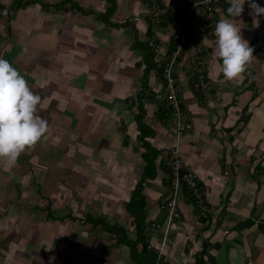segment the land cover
I'll list each match as a JSON object with an SVG mask.
<instances>
[{"label":"crops","instance_id":"obj_1","mask_svg":"<svg viewBox=\"0 0 264 264\" xmlns=\"http://www.w3.org/2000/svg\"><path fill=\"white\" fill-rule=\"evenodd\" d=\"M145 1L0 0L11 9L0 21V56L41 95L38 111L49 121L14 163L0 160V264H146L161 246L162 233H154L140 253L129 233L135 223L126 204L145 166L135 100L144 91L143 121L153 132L145 139L160 151L155 176L143 183L144 224L163 223L169 177L160 157L171 125L168 106L154 98L161 78L150 70L143 85V44L152 38L160 56L168 53L183 7L160 24L135 22ZM157 1L168 9L175 0ZM229 6L218 7L217 20L231 18L254 47L246 70L226 79L207 31L195 40L200 68L185 51L174 69L193 124L180 145L183 169L197 175L213 214L198 219L183 192L159 264H264V14H250L246 0L243 13L229 17ZM199 73L210 91L195 87Z\"/></svg>","mask_w":264,"mask_h":264},{"label":"built area","instance_id":"obj_2","mask_svg":"<svg viewBox=\"0 0 264 264\" xmlns=\"http://www.w3.org/2000/svg\"><path fill=\"white\" fill-rule=\"evenodd\" d=\"M229 0H184L182 3L173 1L168 9H162L157 0H146L143 10L133 16V20L138 22L141 18L152 25L160 24L163 15L170 11L177 10V6L182 4V9L178 11V15L182 20V24L173 36V49L170 53L166 52L163 56L162 45L154 39L147 41L148 47L158 57L155 59L153 74L161 78L160 89L154 95L158 102H164L169 109L170 129L166 135L171 144L166 147L165 152L160 157L161 166L167 171L170 178L168 195L163 199L160 209L165 212L166 218L163 223L155 221L143 225V235L151 236L154 233H162L161 246L156 249V263L159 264L163 257L164 245L169 238V230L171 224L181 219V211L179 210L178 197L182 194L184 185L190 190L192 204L198 219L207 220L213 214L208 204L206 192L202 185L199 184L197 175L192 171H183V159L180 152V145L183 136L193 129L190 116L183 111L182 94L177 87L174 69L177 62L185 51L190 54L193 67L198 70L200 68V57L203 53L202 46L197 43L199 33L208 32L215 35V26L217 23V8L220 5L228 4ZM11 14L8 6H0V21L7 18ZM205 75L199 73V82L202 89L210 91L212 82L204 80ZM129 233L137 234L136 227H131ZM150 247V246H149Z\"/></svg>","mask_w":264,"mask_h":264},{"label":"clouds","instance_id":"obj_3","mask_svg":"<svg viewBox=\"0 0 264 264\" xmlns=\"http://www.w3.org/2000/svg\"><path fill=\"white\" fill-rule=\"evenodd\" d=\"M253 13L264 14L257 0H247ZM246 0H229V17L244 11ZM231 18L220 19L215 26V57L226 79L239 77L253 58L254 47L244 38ZM42 97L34 92L26 77L8 59L0 56V160L14 163L30 146L47 133L49 121L39 114Z\"/></svg>","mask_w":264,"mask_h":264},{"label":"trees","instance_id":"obj_4","mask_svg":"<svg viewBox=\"0 0 264 264\" xmlns=\"http://www.w3.org/2000/svg\"><path fill=\"white\" fill-rule=\"evenodd\" d=\"M103 18V17H101ZM170 21H173L174 18H169ZM143 48L145 50V59L147 61L146 63V68L143 74V85L145 86V89L147 88L146 85V80L148 78V74L150 72V70L153 72L154 66H155V60H154V56L155 53L148 47L147 43L143 44ZM173 49V46L171 47L170 51ZM169 51V53H170ZM175 73V72H174ZM154 75V74H153ZM175 76V74H174ZM143 95H144V91H141L137 94V100H135L136 102V106H137V110L138 113L136 115V120H137V125L138 128L140 130V134H139V139L141 141L142 147L145 149V151L141 154L143 161L145 163L144 166V172L141 176V178L138 180V182L135 185V188L133 190V194L129 200V202L126 204V209L127 212L130 214L131 217H133L134 223H135V227L137 230V239H139V242L142 244V249L140 251V253H144L143 251L147 249L148 244L147 241L145 239V236L143 235V225L145 222V197L142 193L143 187H144V182L146 181V179H152L155 176V160L157 159V157L160 155V151L157 150L155 147H153L149 141H147L145 139L146 136H149V133H151L150 135H152V131L148 130V126L144 123V117H145V110L143 108L142 105V99H143ZM162 104H165L164 102H160ZM167 108V106H166ZM167 112L169 113V109L167 108ZM167 113V115H168ZM166 115V118L168 117ZM161 162V161H160ZM183 171H185L183 169ZM169 184H170V178H168L167 180V188L169 191ZM187 194V197H189V199L192 202V197H191V193L190 190L186 187V185H184L183 189H182V193ZM204 220V219H201ZM98 221H102V219H98ZM109 229L113 230V227H109ZM119 230H116L114 232V234H118ZM125 237V232L121 229V237H119V241H122V238ZM125 242L130 246L131 248V253L134 254L136 252H138L137 248H135L136 243L132 244V242H129L128 240H125ZM137 241V243H139ZM146 252V251H145ZM156 252L150 251V253L148 254V258L146 261V264H155L156 263Z\"/></svg>","mask_w":264,"mask_h":264},{"label":"rangeland","instance_id":"obj_5","mask_svg":"<svg viewBox=\"0 0 264 264\" xmlns=\"http://www.w3.org/2000/svg\"><path fill=\"white\" fill-rule=\"evenodd\" d=\"M219 7V6H218ZM218 9V8H217ZM217 14H218V12H217ZM218 19V18H217ZM218 21V20H217ZM156 77H158V76H156ZM180 195H179V197H178V202L180 201Z\"/></svg>","mask_w":264,"mask_h":264},{"label":"bare ground","instance_id":"obj_6","mask_svg":"<svg viewBox=\"0 0 264 264\" xmlns=\"http://www.w3.org/2000/svg\"><path fill=\"white\" fill-rule=\"evenodd\" d=\"M9 7V6H8ZM10 8V7H9Z\"/></svg>","mask_w":264,"mask_h":264}]
</instances>
